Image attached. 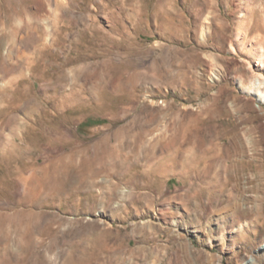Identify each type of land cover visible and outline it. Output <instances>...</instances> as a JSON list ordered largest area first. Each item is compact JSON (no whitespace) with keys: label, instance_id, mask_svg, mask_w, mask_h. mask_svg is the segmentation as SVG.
Wrapping results in <instances>:
<instances>
[{"label":"rangeland","instance_id":"374dc122","mask_svg":"<svg viewBox=\"0 0 264 264\" xmlns=\"http://www.w3.org/2000/svg\"><path fill=\"white\" fill-rule=\"evenodd\" d=\"M0 264H264V0H0Z\"/></svg>","mask_w":264,"mask_h":264},{"label":"bare ground","instance_id":"6f19581e","mask_svg":"<svg viewBox=\"0 0 264 264\" xmlns=\"http://www.w3.org/2000/svg\"><path fill=\"white\" fill-rule=\"evenodd\" d=\"M186 173H187L186 170H184V171L182 172L183 176H184Z\"/></svg>","mask_w":264,"mask_h":264}]
</instances>
